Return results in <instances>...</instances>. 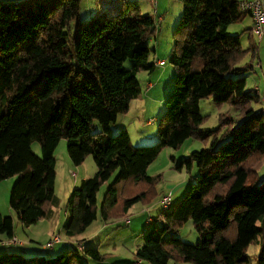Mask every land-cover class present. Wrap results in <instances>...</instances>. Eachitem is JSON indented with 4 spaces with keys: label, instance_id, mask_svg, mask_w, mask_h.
Wrapping results in <instances>:
<instances>
[{
    "label": "trees",
    "instance_id": "1",
    "mask_svg": "<svg viewBox=\"0 0 264 264\" xmlns=\"http://www.w3.org/2000/svg\"><path fill=\"white\" fill-rule=\"evenodd\" d=\"M180 1L184 11L169 55L174 87L158 121L160 141L134 146L127 129L110 133L142 92L137 73L157 66L148 43L157 24L141 13L138 0H123L114 16L98 11L84 18L82 0H0V182L18 176L10 207L29 226L58 205L55 150L61 139L74 164L92 155L97 171L73 188L61 225L66 236H78L98 211L104 221L124 217L154 196L156 178L148 167L164 147L178 148L190 137L211 140L178 164L188 171L196 165V173L178 203L147 219L134 264H249L247 249L259 236L257 263L264 264V179L257 169L264 157V110L251 106L259 89H247L241 35L228 32L248 14L240 0ZM208 97L234 104L243 119L234 128L224 119L218 128L203 129L200 102ZM96 122L102 128L94 132ZM190 219L196 244L174 234ZM0 234L15 235L14 219L1 212ZM82 255L100 262L110 256L79 242L54 257L6 251L0 264H84Z\"/></svg>",
    "mask_w": 264,
    "mask_h": 264
},
{
    "label": "rangeland",
    "instance_id": "2",
    "mask_svg": "<svg viewBox=\"0 0 264 264\" xmlns=\"http://www.w3.org/2000/svg\"><path fill=\"white\" fill-rule=\"evenodd\" d=\"M138 0L140 11L142 14H150L156 24L155 34L148 41L151 48V59L154 58V48L157 47V54L160 58L166 60L165 66H158L153 72L140 71L137 76L140 80L142 92L138 98L132 100L131 109L125 114L119 116L118 124H112L111 135L120 132V121L125 120L127 129L132 134L131 141L134 146H150L157 144L160 141L158 133V121L160 116L165 112V94H169L174 87L175 69L169 61V55L173 48L174 30L184 11V5L180 0ZM157 8V13H155ZM100 4L98 0H82L81 16L94 15L98 13ZM162 20L159 21V17ZM250 15H246L241 21L231 24L228 28L230 34H240L242 46L247 50L246 55L240 62L241 66H248L245 72L247 76V89H259V100L251 102V106L255 110H264V38L258 41L256 36L245 29L249 24ZM252 19V18H251ZM253 21V20H252ZM246 25V26H245ZM256 47V53H253L252 48ZM170 71H173L170 74ZM146 73L148 74L147 76ZM154 74L153 87L147 88V81H150V74ZM167 88V89H166ZM167 91V93H165ZM201 113L205 117L201 127L203 129H215L220 127L224 119L233 121L227 122L234 128L242 119L243 115L238 107L229 102L217 104L213 97L202 99L200 102ZM125 115V116H124ZM230 117V118H227ZM148 122V123H147ZM228 126L225 125L218 132L219 137H222ZM101 125L96 122L94 132L101 130ZM130 130V131H129ZM227 139H224L225 141ZM211 140L204 141L196 137L188 138L180 147H164L157 158L149 165L148 174L156 178L154 182L155 193L150 200L140 201L134 204L130 212L124 217H113L108 222H103L100 212L98 211L97 219L84 232L83 240L89 239V246L92 248L98 247L103 241L100 248H109L107 253L111 255L105 261H95L91 257L82 255L84 264H113L119 260H125L127 264H134L136 259L133 256L135 244L144 242V235L148 230L147 219L149 217L157 218L163 210L162 198L166 194L172 195V206L178 203L188 190L192 177L195 175L197 167L193 166L191 171H188L184 166L178 169L180 161L188 157L193 150H200L209 147ZM33 149L36 153H41L40 144L35 141ZM56 156V195L58 197V205L53 206L57 212L52 219L44 218L39 224H32L24 228L22 223H19L16 212L10 207L11 189L16 182L18 176H11L3 179L0 182V212L3 216H11L14 219L15 230L20 238L26 237V233L34 236L38 242L37 245H42L46 241V232L50 225V221L55 226V223L60 220L64 221L65 212L67 209L68 198L76 186L80 185L83 179L89 178L97 171V166L92 155H88L84 162L80 165L74 164L67 151V140L62 138L55 150ZM175 158V159H174ZM258 175L264 179V157L260 161ZM73 172L75 174H73ZM108 184L104 183L98 192V206H100L105 190ZM129 217L130 222L124 223V218ZM59 223V224H60ZM48 224V225H47ZM47 225V227L45 226ZM61 225V224H60ZM105 225V226H104ZM26 231V233L24 232ZM59 231L61 229L59 227ZM175 235L188 244H196L199 241V234L195 228L193 221L190 219L183 225L179 226ZM62 242L55 244L52 249L53 253L64 252L67 244H73V248H77V244L63 232ZM106 236V239H104ZM261 237L259 236L258 240ZM43 240V241H41ZM256 240L252 242L247 253L249 255V264H258V254L260 243ZM49 241V240H48ZM115 245L117 247H115ZM72 248V247H71ZM70 249V248H69ZM57 254V253H56ZM59 254V253H58ZM143 264H149L144 262ZM171 264H193L191 262L178 263L172 260Z\"/></svg>",
    "mask_w": 264,
    "mask_h": 264
},
{
    "label": "crops",
    "instance_id": "3",
    "mask_svg": "<svg viewBox=\"0 0 264 264\" xmlns=\"http://www.w3.org/2000/svg\"><path fill=\"white\" fill-rule=\"evenodd\" d=\"M122 3H123V0H117V1H115V4L111 7V9L110 10H108L107 11V15L108 16H114V15H117V14H119V12H120V10H121V8H122ZM99 12H101L100 11V9H99ZM98 12V13H99ZM97 14V13H96ZM88 16H91V15H88ZM87 17V16H86ZM252 25H253V21H252V19H251V17H250V19H249V24H248V26H246V28L245 29H248L247 30V33L249 32L250 34H251V29H252ZM264 38V37H263ZM154 50V52H155V55H154V58H150L152 61H154V62H157V61H159V60H165L164 58H160L158 55L159 54H157V47L155 46V48L153 49ZM166 61V60H165ZM166 65V63L164 64V65H158L157 64V66L156 67H158V66H165ZM246 67H248V66H246ZM173 71H170V74L172 73ZM149 74V73H148ZM147 73H146V75L145 76H147L148 75ZM153 77H154V74L152 73V74H150L149 75V78L151 79L150 81H147V84H146V87L147 88H151V87H153V85H154V83H153V81H155V80H153ZM149 83H152V85L150 86V87H148V84ZM167 89V88H166ZM165 93H167V91H165ZM166 95L167 94H165L164 95V97H166ZM131 104H132V102H131ZM131 109V108H130ZM125 116V115H124ZM227 118H230V117H227ZM120 119H119V117H118V119H117V121H116V123L115 124H118L117 122L119 121ZM125 120H123L122 119V121H120V128H122V127H124V126H126V124H125ZM148 123V122H147ZM130 131V130H129ZM131 133V132H130ZM130 136L132 137V134H130ZM175 159V158H174ZM106 184H109V181L108 182H106ZM132 209V208H131ZM56 212H57V210L53 207V211H52V213H51V215L49 216V217H46V218H49V219H52L53 220V218H54V216H55V214H56ZM130 212V211H129ZM65 218L68 216V212H67V209H66V212H65ZM65 218H64V220H65ZM43 219L44 218H42V219H40L36 224H39V223H41L42 221H43ZM19 220V219H18ZM103 220V219H102ZM53 222H54V220H53ZM103 222H108V221H104L103 220ZM19 223H21V221L19 220ZM60 220L59 221H57L56 223H55V226H53V224L54 223H52L51 221H50V225H51V227H49L48 229H47V232H46V241L45 242H43V244L40 246V245H37V241L35 240V237L34 236H30V235H28L27 233H26V231L24 230V232L26 233V237H24V238H20V236L17 234V232H16V230H15V224H14V233H15V235H14V237H16L18 240H19V243L18 244H14V245H10V244H7V241H8V237L6 236V235H4V234H0V253H3V252H16V253H20V254H22L23 256H25V257H28V258H36V257H42V256H45V257H54V256H56L58 253H61V252H56V253H53L52 252V249L51 248H49V247H47L46 246V243L48 242V240H50L52 237H53V235H55V234H61V232L59 231V227H60V229H61V225H62V223H63V220H62V222L60 223ZM48 225V224H47ZM47 225H45L46 227H47ZM105 226V225H104ZM26 227H28V226H24V228H26ZM84 234V233H83ZM83 234H80V235H78V236H72V237H69V238H71V239H75L73 242L75 243V245L77 244V246H78V243L79 242H83V243H85V245H89L88 243L90 242V240L89 239H86V240H83L84 239V237H83ZM104 239H106V236H105V238ZM41 241H43V240H41ZM62 242V241H61ZM60 243V242H59ZM143 243V242H142ZM141 243V244H142ZM57 244V243H56ZM141 244L139 243H137V244H135V246H134V252H133V256H134V253H135V251L137 250V248L139 247V246H141ZM68 246L65 248V249H69V248H71V247H73V244H67ZM103 245V241H102V243H100L99 245H98V250L101 252V253H107L108 252V250H109V248H107V246H106V248H100L101 246ZM55 246V245H54ZM53 246V247H54ZM52 247V248H53ZM115 247H117L116 245H115ZM107 254H110V253H107ZM111 255V254H110ZM134 258H135V256H134ZM127 258H125V260L123 259V260H119L118 262H115V263H113V264H127L128 262H126L127 260H126ZM136 259V258H135Z\"/></svg>",
    "mask_w": 264,
    "mask_h": 264
},
{
    "label": "built area",
    "instance_id": "4",
    "mask_svg": "<svg viewBox=\"0 0 264 264\" xmlns=\"http://www.w3.org/2000/svg\"><path fill=\"white\" fill-rule=\"evenodd\" d=\"M100 4V11L101 12H107L108 10L111 9L113 6L114 2L117 0H111L110 3L107 5L101 4V0H98ZM155 4L157 3L156 0ZM112 2V3H111ZM239 8L249 14L253 20V25H252V33L256 36L258 41H261L264 37V0H240L239 1ZM155 13H157V8H155ZM162 20V17H159V21ZM166 63L165 60H159L156 62L158 65H164ZM152 83L148 84V87H150ZM73 174H75L73 172ZM172 202V195L171 194H166L162 198V205L164 208H168ZM124 223H129L130 218L125 217L124 218ZM151 221V220H149ZM62 235L61 234H55L53 237L46 243V246L49 248H52L56 243L61 242ZM19 240L16 237H13L7 241V244L14 245L18 244ZM79 247L82 249L83 246L82 244H79ZM139 264V263H138Z\"/></svg>",
    "mask_w": 264,
    "mask_h": 264
},
{
    "label": "water",
    "instance_id": "5",
    "mask_svg": "<svg viewBox=\"0 0 264 264\" xmlns=\"http://www.w3.org/2000/svg\"><path fill=\"white\" fill-rule=\"evenodd\" d=\"M110 1L111 0H101V4H103V5H107L108 3H110ZM112 3V2H111ZM114 4H115V2H114ZM113 4V5H114Z\"/></svg>",
    "mask_w": 264,
    "mask_h": 264
}]
</instances>
